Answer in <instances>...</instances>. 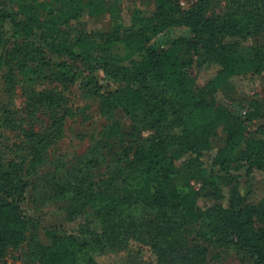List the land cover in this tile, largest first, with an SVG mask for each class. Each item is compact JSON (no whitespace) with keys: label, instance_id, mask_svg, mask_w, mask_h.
Listing matches in <instances>:
<instances>
[{"label":"trees","instance_id":"trees-1","mask_svg":"<svg viewBox=\"0 0 264 264\" xmlns=\"http://www.w3.org/2000/svg\"><path fill=\"white\" fill-rule=\"evenodd\" d=\"M226 1L218 13L213 0L189 8L154 0L135 7L126 26L117 0H0V76L7 94L20 86L27 103L4 106L0 118L2 128L20 124L27 144V155L13 157L0 145V264L27 241L40 264H108L104 253L131 242L148 246L155 264H205L210 248L219 261L235 250L244 263L264 264V195L243 193L233 172L243 163L264 173V93L239 109L215 99L224 84L264 72V0ZM103 13L111 27L87 31L86 18ZM178 27L187 32L172 37ZM248 38L255 42L245 47ZM195 60L219 65L202 87ZM98 72L117 87L105 90ZM74 87L106 122L85 162L47 171L53 208L35 218L24 207L28 175L70 118L89 117ZM38 111L47 125L24 127L25 113ZM144 129L150 134L137 137ZM78 217L83 239L65 225Z\"/></svg>","mask_w":264,"mask_h":264},{"label":"rangeland","instance_id":"rangeland-1","mask_svg":"<svg viewBox=\"0 0 264 264\" xmlns=\"http://www.w3.org/2000/svg\"><path fill=\"white\" fill-rule=\"evenodd\" d=\"M121 9L122 21L126 26L131 25V13L135 7H151L154 4V0H117ZM195 0H181L184 8H189L193 5ZM228 7L226 0H213L211 6V12H224ZM87 31L91 30H107L113 23L112 17L108 13H103L96 17L86 18ZM187 32V28L178 27L173 29L170 34L172 37H179ZM255 42L254 38H248L243 42V46H251ZM219 69L217 63L205 62V64L199 63L195 60L190 71L193 76L196 77L197 85L204 86L209 79ZM101 83L105 90H113L117 87V84L112 83L102 73L98 72ZM73 91L77 93L72 94L75 96L74 104L78 107H84L88 105L87 109L89 117L87 120L80 115L70 118L65 125L63 135L49 148L45 157L44 163L38 167V169L28 176L33 181L34 187L30 190L28 198L24 203L26 212L35 218L47 216L50 209L53 208V201L49 198L50 190L45 185L44 178L47 176L48 170H54L58 165H64L62 168L73 167L79 162H85L88 154L91 152L93 144L98 140L99 133L103 128L106 118L101 116L98 112L96 102L90 95L82 94L78 87H74ZM264 93V72L260 75L253 77H237L235 80L224 84L221 89L217 92L215 99L218 103L229 104L234 109H239L248 103V100L254 97H261ZM26 97L23 95L22 88L17 86L15 91L11 95L7 94L4 86V82L0 76V118L2 116V108L9 105L12 109H19L23 111L26 108ZM21 112L18 111V114ZM28 115L25 118L23 126L28 128L32 125L36 128H41L47 125L49 122V115L43 111L36 112L33 116ZM18 119L19 116L17 115ZM20 125V124H19ZM17 125L15 129L0 126V145L4 149V154L8 157H13L15 154L27 155V144L23 139V130ZM149 130L144 129L143 131L136 134L141 138L148 136ZM223 144V135L220 134L214 140L213 154H215L218 148ZM210 163V162H209ZM210 166V164H209ZM100 172L105 171V167L100 168ZM233 172L239 175L240 178V189L243 193L248 190H254L260 195H264V173L259 170H254L247 173L244 164L238 165V168L233 169ZM99 174V172H96ZM221 181L220 176H218ZM181 183H190L195 188L201 187V180L198 178L186 181L185 179H179ZM202 205L205 204V200L202 199L200 202ZM48 212V213H47ZM83 222L81 217L75 220L66 222V229L70 232L76 233L82 239L84 235L80 233V224ZM197 226L194 225L189 229V236L192 239L195 236ZM31 250V243L25 242L20 248L10 249L5 257V264H40L33 257L29 256ZM101 261L108 264H155L156 256L151 249L143 244L137 242H131L126 250L111 251L104 253L100 257ZM205 264H248L241 261L238 253L232 250L226 255L224 260L219 261L215 259L210 248L208 254V261Z\"/></svg>","mask_w":264,"mask_h":264}]
</instances>
